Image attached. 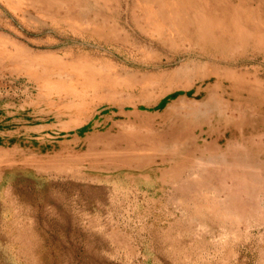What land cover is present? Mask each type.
I'll use <instances>...</instances> for the list:
<instances>
[{
    "label": "rangeland",
    "instance_id": "374dc122",
    "mask_svg": "<svg viewBox=\"0 0 264 264\" xmlns=\"http://www.w3.org/2000/svg\"><path fill=\"white\" fill-rule=\"evenodd\" d=\"M61 1L0 0V264H264V0Z\"/></svg>",
    "mask_w": 264,
    "mask_h": 264
},
{
    "label": "bare ground",
    "instance_id": "6f19581e",
    "mask_svg": "<svg viewBox=\"0 0 264 264\" xmlns=\"http://www.w3.org/2000/svg\"><path fill=\"white\" fill-rule=\"evenodd\" d=\"M45 2H46L45 6L55 7V9L60 12H62L64 9L67 10L69 7V4L67 3V1L62 2L61 0H45ZM74 12H77L76 8L74 9Z\"/></svg>",
    "mask_w": 264,
    "mask_h": 264
}]
</instances>
